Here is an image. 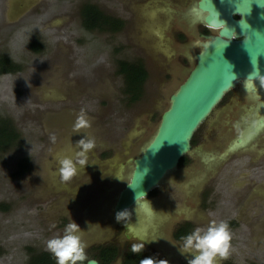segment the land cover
Returning a JSON list of instances; mask_svg holds the SVG:
<instances>
[{"label": "rangeland", "instance_id": "1", "mask_svg": "<svg viewBox=\"0 0 264 264\" xmlns=\"http://www.w3.org/2000/svg\"><path fill=\"white\" fill-rule=\"evenodd\" d=\"M86 1L106 6L115 14L123 11L127 20L126 31L122 33L105 27L90 33L83 26L81 29L80 23L65 24L66 16V20L57 18L63 5L70 14L76 15L77 0L63 4L59 0H41L34 4L31 13H39L42 8L48 10L32 22L22 17L25 4L20 6L22 12L11 18L7 13L9 2L0 0L2 57L10 61L8 49L15 46L21 63H14L21 70L0 71V118L6 122L12 120L20 132L16 143L6 145L0 151V264H29L35 253L46 251V240L62 233L71 219L83 231L88 259L100 255L102 246L107 243L123 241V236H118L117 222L111 225L106 220L107 210L101 208L94 217L92 213L88 216L93 208L92 199L96 201L104 193H118L119 188L113 187L118 167L137 157L155 135L161 115L169 106L170 95L189 70L180 73L177 66L173 67L167 61L169 56L158 51L157 33L166 25L167 17L165 12L161 16V11L155 8L160 5L153 0ZM133 11L134 15L137 13L136 24L130 17ZM189 13L193 14L191 10ZM186 16L191 19L187 13ZM40 18L47 28H52L48 32H55L56 38L58 34L56 41L51 42L56 48L43 49L40 58L30 62L27 52L21 54L25 48L23 30L31 23L30 28L42 24ZM59 23L62 25L57 27ZM74 25H78V31ZM180 50L179 53L184 54L185 50ZM51 59L54 68L50 65ZM121 60L141 63L148 72L144 89L135 100L128 93L126 76L120 72ZM242 85L231 89L196 131L192 145L200 149L194 151V155H185L187 166L193 164L200 168L206 164L207 168L214 167L213 172L217 170L213 182L218 186L225 205L228 202L238 204L246 197L250 185H241L246 180L264 183V145H259L261 153L244 152L243 146L238 145L240 142L233 140L234 134L238 140L245 136L249 123H244L243 115L249 119L252 112H244L241 107L250 103L259 106L263 95L256 88L246 91ZM81 108L91 118L92 128L87 131L95 137L96 146L87 154L88 163L70 181L63 182L57 161L63 156H74L78 151L76 142L85 136L84 132L74 133L72 128L74 116ZM51 135L56 136L55 143ZM108 157V161H100ZM92 161L95 164L100 162L94 170L88 168ZM169 175L146 200L148 204L153 202L160 211L163 201H168L172 192L171 204L184 203L179 189L170 186ZM263 191L264 188L255 200L249 202L247 199L238 210V217L245 220L243 227L231 229L229 258L240 259L242 264H264ZM188 205L191 209L194 207L193 212H198L194 218L199 226H206L213 219L218 221L216 215H223L222 220H225L219 209L204 210L194 202ZM171 209L174 210L172 206ZM168 210L167 207L163 210V230L174 243L172 231L190 212L183 210L173 214ZM144 217L147 216H138L137 219ZM224 262L225 259L220 260L219 264ZM108 264L120 263L114 259Z\"/></svg>", "mask_w": 264, "mask_h": 264}, {"label": "flooded vegetation", "instance_id": "2", "mask_svg": "<svg viewBox=\"0 0 264 264\" xmlns=\"http://www.w3.org/2000/svg\"><path fill=\"white\" fill-rule=\"evenodd\" d=\"M7 1L9 2L7 13L10 15L11 18H13L19 12L25 11V13L22 15L23 19H25V21L28 20L32 22L33 20L36 19V17H39L38 15H41V13H44L48 10L42 8L39 10V13L38 12L31 13L34 4L35 3L39 4L41 0H7ZM59 1L63 4L64 2L69 0H59ZM77 1L78 4L76 6L77 8L76 15L70 14V12H68V10H66L65 6L63 5L61 11L58 12L57 18L64 17L66 20L67 17L68 19L65 21V24L68 25L70 22L73 24L80 23L81 29L83 26L84 27L83 29L86 30L87 32L94 33L96 32L95 29L100 30L103 28H101L100 26H96L95 28H89L86 25L85 21H88L89 18L93 19L97 15V13H99L100 19L98 22H102L104 24V27H107L106 23L108 22V20H103V18L113 17L115 19V22L119 24V28H115L112 30H117L118 32H122V33L126 31L124 29H126L127 20L126 17L124 16L123 11L115 14L114 12L111 11V9H108V7L106 6L103 7V5L101 4L87 2L86 0H77ZM147 2H149V0ZM153 2H155L156 5H160V8L159 7H155V8L158 9V11L159 10L161 11V16H162V12L163 13L165 12V17H167L165 23L166 25L160 27V32L157 33L158 41L156 46L160 45V49H159L160 53L168 54V50L171 51L172 54L169 56L171 60L170 59L169 60L166 59V60L172 63L173 67L177 66L176 69H178L180 73L181 71H186L188 69L191 70L196 65L197 61L195 58L197 54L202 51L203 44L208 41L207 36L219 34V29L217 27L210 25L207 22L208 13L210 12L200 8L199 4L201 0H153ZM22 4L23 5L25 4L26 8L21 11L20 6ZM190 10L193 12V14L189 13ZM16 11L18 12L16 13ZM134 13L135 11H133V15L130 17L132 18V23L136 24L137 13L136 15H134ZM186 13L191 16V19L186 16ZM233 15L236 19L241 18V15L239 13H235ZM155 19H158L157 14H155ZM40 21L42 24H34V26L30 28V26L33 24L31 23V25L25 26L23 30V32H25V37L23 39L25 48L22 49L21 54L27 52V57H29L30 62L35 61L37 58H40L43 49L56 48V45L52 44L51 42L56 41V39L58 38V34L56 38L55 32H48L52 28L49 27L47 28L44 25L43 20L41 18ZM168 24H170V26H168ZM59 25L62 24L61 23L57 24V27ZM74 26H75V30L78 31L79 29L78 25H74ZM181 48L185 50L183 51L184 54L179 53L182 51L180 50ZM8 51H9L8 54L10 53L9 54L10 62L19 63L18 61L20 60V57H17L18 56L17 48L14 46L13 49L9 48ZM0 54L2 55L1 50H0ZM186 63L187 65H185ZM39 64L42 66L46 65L40 62ZM52 64H53V59H51L50 65L53 66L54 68V65ZM15 66L17 70H21V67L19 65H15ZM0 71H1V66H0ZM257 106L258 105L252 103L251 109L253 110V115L256 114ZM241 110L244 112L246 111L245 107H241ZM233 138H234L233 140H237L239 142L237 135L234 134ZM240 138L242 137H239V139ZM263 138H264V131H260V133L257 134L255 139H258L256 141L258 142L260 139ZM238 145L242 146L241 144ZM199 149L193 147V151L197 152ZM109 159L110 157L106 158L105 160L100 159V161H108ZM186 162L187 160L185 159V156H183L179 162L178 168L169 173L170 174L169 176H171V179L169 181L170 186L179 189L182 196L184 197L183 199L184 203L176 205L180 207L178 208V210L171 209V206L175 205V204H171L172 202L171 195L173 194V192L171 193V195H169L168 201L161 199L164 200L163 201L164 203H162L163 205L162 211H160V208L156 207L153 202H150V204L146 202V200L151 198V196H153L157 188H159L160 186L152 189L149 196L146 199H144L142 204L138 202L137 206H134L132 209L128 210L130 213V218L128 219L127 224L123 221L118 222L115 217H114L115 220L112 219V216H115L113 205L115 203L114 200L117 193H115V195L104 193L101 194L96 199V201L92 199L93 208L91 209L92 212L90 211V214L88 213V216H90L92 213L94 217L95 215L100 213L101 208L107 210L108 214L106 220L110 221L111 225L117 222L116 228L119 229L118 236L119 237H121V235L123 236L122 242H120L119 244H117V242L116 243L114 242L111 245L107 243L105 246H102L103 247L102 253L92 258L98 259L103 264L101 259H105L104 252L109 251L111 255H109L108 258H111L113 255L112 259L119 260L120 264H139V261L146 257L167 259L169 261V264H187L188 259L192 258L191 254L182 255L179 251V243L181 236L186 235L191 230H193L194 227L199 226L198 225L199 222L194 218L196 217V214L198 212L196 211L193 212L194 207L193 209H191V207L188 205L189 203L192 204L193 202L197 203L198 206L204 210L219 209V212H222L224 214V219L229 223L231 229L239 230L241 227H243L245 220L244 218L238 217V210L244 206V204L246 203L247 199H249L253 191L258 188L257 181L251 179L250 180L251 182H249L248 180H246L245 183L243 182V184H241L242 187H244L246 184L250 185V190L247 193L246 197L241 198L238 204H236L235 202L233 203L228 202L225 205L223 196L221 192L218 191V186L215 185V183L213 182V180L216 177L215 174L217 173V170L213 172L214 167L207 168L206 164L200 166V168H198V165L194 166L193 164L187 166ZM219 162L220 160L217 163ZM99 163L100 162L95 164V161H92L91 164L88 165V168L94 170L95 168L98 167ZM193 163H195V161ZM181 166L184 167L182 169H179ZM170 186L168 188L173 189ZM174 190L175 189H173V191ZM109 197H111V199H108ZM174 200H176V198H174ZM166 207L169 208L168 213H173V214H175V212H182L183 210L185 211L189 210L193 212V214L190 212L189 215H187L186 217L184 216L183 220L179 221L180 223L176 224V228L172 231V235L174 236L175 239L174 243L171 242L168 235H165L163 230L162 216H163V210L166 209ZM143 215H146L147 217H144L142 219H137L138 216L143 217ZM216 218L218 219V221L222 220L223 215H216ZM128 226L131 227V231L128 230ZM142 240H145L144 250L140 254L131 253L130 251L131 244L141 242ZM252 260L254 263H256L255 259ZM223 264H242V261H240V259L228 257L227 259H225V262Z\"/></svg>", "mask_w": 264, "mask_h": 264}, {"label": "water", "instance_id": "3", "mask_svg": "<svg viewBox=\"0 0 264 264\" xmlns=\"http://www.w3.org/2000/svg\"><path fill=\"white\" fill-rule=\"evenodd\" d=\"M200 8L209 11L207 22L219 29V34L207 36V42L196 56V65L187 71L185 80L170 95V102L162 114L156 134L141 153L131 159L133 169L125 185L114 200V214L143 203L152 189L165 176L177 169L183 156L193 151L192 139L215 111L226 94L242 83L252 72L251 60L258 62L264 74V0H201ZM239 13L240 19L233 14ZM231 72L236 76L232 81ZM242 82H239L241 81ZM261 101L244 123L264 126V88ZM249 91V90H246ZM247 112V111H246ZM246 129V130H247ZM264 131V130H262ZM127 163V164H128ZM118 175L115 180H124ZM137 197V202H136ZM102 264L88 259L84 264Z\"/></svg>", "mask_w": 264, "mask_h": 264}, {"label": "clouds", "instance_id": "4", "mask_svg": "<svg viewBox=\"0 0 264 264\" xmlns=\"http://www.w3.org/2000/svg\"><path fill=\"white\" fill-rule=\"evenodd\" d=\"M252 72L247 76L244 87L246 90H255L256 81L264 88V74L258 67V62L251 60ZM232 81L236 76L231 72ZM73 132H84L85 136L76 142L74 156H63L58 159L59 177L61 181L68 182L77 175L79 168L88 163V152L96 146V139L87 130L92 128L91 118L85 109L81 108L74 116ZM53 143L56 136L51 135ZM137 202V197H136ZM118 222L127 224L130 218L128 210L118 211L115 215ZM53 227L55 225L53 224ZM131 231V227L128 226ZM232 231L226 220H210L206 226H196L186 235L180 237L179 251L182 255L191 254L187 264H219L220 260L227 259L230 255ZM145 240L132 243L131 253L140 254L145 248ZM87 243L83 240V231L80 226L71 219L64 227L62 233H57L45 242V250L54 258L55 264H84L88 260ZM90 264V261H89ZM139 264H169L167 259L146 257Z\"/></svg>", "mask_w": 264, "mask_h": 264}, {"label": "trees", "instance_id": "5", "mask_svg": "<svg viewBox=\"0 0 264 264\" xmlns=\"http://www.w3.org/2000/svg\"><path fill=\"white\" fill-rule=\"evenodd\" d=\"M99 19H100V14L97 13V15L93 19L89 18V20L85 21V23L89 28H95L96 26L105 28L102 22H98ZM103 20H108V22L106 23L107 25L106 29L112 30L115 28H119V24L115 22V19L113 17L103 18ZM2 58L3 57L0 54L1 71L3 72L17 71V68L14 63ZM119 63H121L120 72L126 76V81L128 82V89H127L129 90L128 93L132 94V98L133 100H135L136 98H139V96L141 95L144 89V83L148 77V72L144 68V65H141V63L134 64L125 60H121L119 61ZM8 64H10V66ZM9 121L10 122L2 121V119L0 118V151L6 145L16 143V141L20 137V132L16 129L14 122L12 120ZM30 250L34 251V248H30ZM109 255H111L109 251L104 252L105 259H101L103 264H108L114 260L112 259L113 255L111 258H108ZM29 264H55V260L50 255V253H48L47 251H43L42 253H35L32 256L31 262H29Z\"/></svg>", "mask_w": 264, "mask_h": 264}, {"label": "bare ground", "instance_id": "6", "mask_svg": "<svg viewBox=\"0 0 264 264\" xmlns=\"http://www.w3.org/2000/svg\"><path fill=\"white\" fill-rule=\"evenodd\" d=\"M157 49H158V51H160L159 50L160 49V45L157 46ZM171 54H172L171 51L168 50L167 56H170ZM239 82H242V80L239 81ZM251 106H252V103L246 105L245 106L246 111L250 110L251 109ZM262 130H264V126L263 127L262 126H256L255 124H253V125H251L250 129H247V131H245V136L243 138H240L239 139L240 144L243 146V150L242 151H244V152H255V153L256 152H258V153H261L262 152V150L259 149V145H264V138L263 139H260L259 142H256L258 139H255L256 136H257V134H259L260 131H262ZM190 154H193L194 155V151H192ZM79 169H81V168H79ZM132 169H133L132 163L120 165L118 167V175H122L125 179L124 180H113V187L114 188L121 189L125 185V183L128 181V179L130 177V171ZM165 179H166V176L164 177L163 181L160 182L158 184V186H156V187L162 186ZM62 184L65 185L64 183H62ZM262 185H264L263 182L258 183V188L255 189L253 191V193L250 195V198L248 200L249 202L255 200L259 196V193L258 192H261L262 193V190L264 188V187H262ZM67 187L70 188V186H67ZM73 191L79 193L78 192V189H74ZM263 193H264V191H263ZM172 208L178 209L180 207L179 206H176V205H172ZM189 212H191V211H189ZM191 213L193 214V212H191Z\"/></svg>", "mask_w": 264, "mask_h": 264}]
</instances>
